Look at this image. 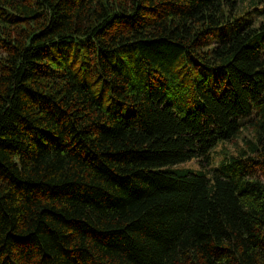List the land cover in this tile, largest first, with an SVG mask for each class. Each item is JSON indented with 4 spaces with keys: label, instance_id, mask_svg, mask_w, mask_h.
I'll return each instance as SVG.
<instances>
[{
    "label": "trees",
    "instance_id": "16d2710c",
    "mask_svg": "<svg viewBox=\"0 0 264 264\" xmlns=\"http://www.w3.org/2000/svg\"><path fill=\"white\" fill-rule=\"evenodd\" d=\"M249 1L0 0V264H264Z\"/></svg>",
    "mask_w": 264,
    "mask_h": 264
},
{
    "label": "rangeland",
    "instance_id": "374dc122",
    "mask_svg": "<svg viewBox=\"0 0 264 264\" xmlns=\"http://www.w3.org/2000/svg\"><path fill=\"white\" fill-rule=\"evenodd\" d=\"M242 4L241 6L244 7V9H246V7L249 6L250 4V1L249 0H242ZM239 142V140H238ZM228 148H231V144L230 143H219L218 146L216 147V152L213 151V154H214V157H215V160L216 161H220L224 156H225V153L227 152H233V150H228ZM180 166L182 167H189V168H200L201 167V164L199 162V160H190V161H187L185 163H182L180 164Z\"/></svg>",
    "mask_w": 264,
    "mask_h": 264
}]
</instances>
